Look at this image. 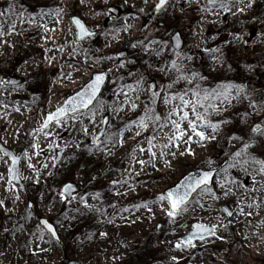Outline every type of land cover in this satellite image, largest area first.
I'll return each instance as SVG.
<instances>
[{
  "label": "rangeland",
  "instance_id": "1",
  "mask_svg": "<svg viewBox=\"0 0 264 264\" xmlns=\"http://www.w3.org/2000/svg\"><path fill=\"white\" fill-rule=\"evenodd\" d=\"M224 2L230 10L213 7L209 0H169L157 12L159 0H0V10L7 11L11 3L20 16L14 31L9 27L13 18L4 21L0 81L21 82L0 83V143L24 154L21 170L29 173H20L26 190L9 186L10 159L0 152V202H5L0 207V264H264V174L258 165L233 159L245 144H251L248 154L252 150L264 159V137L253 132L258 124L264 127V91L252 88L264 86V0ZM112 7L119 16L109 12ZM74 16L98 36L79 42ZM177 32L186 41L179 60L170 41ZM222 39L225 43L215 47ZM199 52L209 60L210 77L195 69ZM173 60L184 65L185 74L198 73L195 82L203 88L213 89L214 79L244 86L230 102H218L221 111L212 112L214 123L236 107L249 114L246 136L225 147L229 164L237 166H227L213 188L199 192L174 217L168 215L167 200L159 197L187 173L219 166L224 159L216 152L228 141L230 128L202 129L212 139L201 140L189 130L183 139L169 140L175 130L165 119L171 105L163 97L194 87L184 80L171 90L165 87L178 75L171 70ZM109 67L114 71L92 108L94 119L88 111L48 131L40 129L47 113ZM151 81L160 94L155 104ZM150 108L161 120L149 112L153 119L143 130L139 120ZM105 117L110 124L97 143ZM183 126L188 128L186 122ZM67 183L80 188L72 199L62 193ZM223 206L236 212L232 221ZM42 218L54 223L59 241L41 227ZM194 223L215 226V232L182 244Z\"/></svg>",
  "mask_w": 264,
  "mask_h": 264
},
{
  "label": "snow or ice",
  "instance_id": "2",
  "mask_svg": "<svg viewBox=\"0 0 264 264\" xmlns=\"http://www.w3.org/2000/svg\"><path fill=\"white\" fill-rule=\"evenodd\" d=\"M254 3V0H252ZM169 3V0H159L158 10L163 9L167 4ZM209 3L216 7L219 5L220 8H225L230 10L229 5L224 2V0H209ZM13 4H9L7 11L0 10V36L5 34V24L4 21L8 20L10 17L12 19V23L9 25V27L14 31L16 28V20L20 18L18 14H15L13 12L14 9ZM243 11V9H241ZM60 10H57V15H59ZM41 15H44V13H41ZM76 25L80 29V38L83 39L85 36H92L95 35V33L89 31L86 26L79 20H75ZM46 27V26H45ZM177 42V47H179V36L177 35L175 37ZM155 43V41L153 42ZM218 51V50H217ZM157 55H159V52H157ZM180 54L177 53V60H179ZM187 59H191V57H187ZM177 60H173L171 62V70L175 71L178 75L176 76V79L173 81V83H170L166 85L165 87L169 90L173 88V84L178 83L181 80L186 81L189 85H193L194 87H188L184 90H177L175 92L169 91L168 95L163 97V101L166 104L171 105V108L165 117V119L168 121L169 124L173 127L175 130L174 136H170L169 140L176 139L179 141L180 139H183L186 135H188L189 130L191 133L195 136H199L201 140L204 139H212L214 137H210L206 135V132L202 129L211 128L213 132H216L220 125L219 123H214L209 117L211 116L212 112H219L221 111L220 103L221 101H228L230 102L233 97V92L235 91L237 95L244 91V86L242 85H234L231 83H225L217 86L214 89H208L201 87L200 83L195 82L196 76H198V73H191V74H185V67L182 63H178ZM106 76L105 74H98L95 76V79L87 84V86L84 88L83 91L77 94V96L73 97L72 99L67 101V104L65 106H62L58 108V110L55 113L50 114L47 117V121L43 125V128H48L49 125L53 122L56 124L62 123V118L67 116L68 113L71 112H79L80 109H88L89 112H91L92 117L94 119L96 113L92 111L91 105L98 97L100 90L105 82ZM201 80L206 79L205 77H200ZM0 83H15V81L6 82V81H0ZM138 83H142V81H138ZM130 89H132V86H128ZM153 89H155V86H152ZM161 92L164 91L162 88L160 90ZM153 100L152 103H157L158 99H160V94L153 90ZM255 103H253V107H255ZM133 108H136L137 105L133 104ZM149 112L154 114V119L158 122L161 120V117L158 114H155V109L150 108L147 112H145V115L141 117L139 120V126L143 130H147L149 127L148 121L150 119H153V116L149 115ZM173 117H177L178 119H173ZM188 124V128H184V123ZM103 123L107 124L108 121L104 120ZM168 125H162V127H167ZM85 132L88 131V129L85 127L83 129ZM253 132L260 135L261 137H264V127L261 125H256L253 129ZM139 134V133H138ZM98 137L96 140L98 141ZM155 139V137H153ZM239 139V138H237ZM150 148L152 147V142L149 141ZM179 146L178 144L176 145ZM251 147V144H245L244 147L241 149V151H238L234 154L233 159L241 158L242 163L244 165H258V173L264 174V159H257L255 156H252L248 154V149ZM143 151V149H141ZM9 154V153H6ZM38 154V153H37ZM152 155L155 156L156 153L152 152ZM247 155V159H243V157ZM19 158L13 157V179H18V169L15 167L16 163H18ZM140 164H144L145 162L143 160L139 161ZM211 163V162H210ZM236 163L229 164L228 167H236ZM225 172H227V167L224 169ZM214 172L213 171H204L201 175L196 176H190L188 177L184 183H182L178 188H176L174 191H168L166 194H162L159 197L160 201L167 200L171 204V210L168 212L169 216H175L179 211L183 210L190 199V193L196 191L197 189H200L202 192L209 190L208 185L212 182ZM223 187V185H222ZM72 190V185H67L64 188L65 193H69ZM100 194L96 193V196L98 197ZM227 195V192L225 193ZM67 198V197H66ZM83 203L86 207H89L87 203V197L81 198ZM146 207V205H145ZM251 207V205H249ZM225 212L229 216L232 215L231 212H229L227 209H224ZM241 212H243V209H241ZM251 215V213H248ZM44 224L47 226V228L52 232L53 235H55V228L52 224H50L48 221H44ZM196 233H193V236L200 232H206L208 234H214L215 232V226L208 227L204 224H197L196 226ZM187 243L192 242V236H189Z\"/></svg>",
  "mask_w": 264,
  "mask_h": 264
},
{
  "label": "water",
  "instance_id": "3",
  "mask_svg": "<svg viewBox=\"0 0 264 264\" xmlns=\"http://www.w3.org/2000/svg\"><path fill=\"white\" fill-rule=\"evenodd\" d=\"M156 10L159 11V10H161V9L158 10V6H157ZM111 11H113L116 15L118 14V11L115 10V9H113V10H111ZM76 19H79V20H80V21L86 26V28H87L89 31H91V30L87 27L86 23H85L82 19H80V18H78V17H74V18L72 19V23H73L74 27H75L76 30H77L78 41H84V40H86V39H88V38H93L94 36H96V32H93V33H95V35H92V36H85L83 39H81V38H80V29H79V27H78V26L76 25V23H75V20H76ZM91 32H92V31H91ZM177 35L179 36V47H177V42H176V39H175V37H176ZM172 41H173L174 48H175L176 51H181V50H183V48H184V42H183V40L181 39L179 33H177L176 35H174V37L172 38ZM111 72H112V68H109V69H107L106 71H104V72H102V73H96V74L93 75L92 79L87 83V84L91 83V82L95 79V76L98 75V74H105V76H106L105 82H104V84H103V86H102V88H101V90H100V93H99L98 97L96 98V100L93 102V104L90 106L91 108L95 105V103L97 102V100L100 98V96H101V94H102V92H103L105 86L107 85V82H108V79H109V75L111 74ZM87 84H85V85L83 86V88H82L79 92H77V93L73 94L72 96L68 97V98L66 99V101H65L60 107L65 106V105L67 104V101H68V100L72 99L73 97L77 96L78 93H80L81 91H83L84 88L87 86ZM152 86H155V89H153ZM153 90H156V85H155V83H152V84H151V91L153 92ZM60 107H58V108H60ZM58 108L55 109L53 112H51V113H47V114H46V116H45V120L43 121V124H42V126L40 127L43 131L48 130L49 128H51L52 126H54V125L56 124L55 122H53V123H51V124L49 125L48 128H43V125H44L45 122L47 121V117H48L50 114L55 113V112L58 110ZM86 111H88V109H80L79 112H71V111H70V112L68 113L67 116H65V117L62 118V121L65 120V119H67V118H70V117L76 116V115H78V114H80V113L86 112ZM105 120H107V119H105ZM106 128H107V124L104 123V126H103L101 132H100L99 135L97 136V137L99 138L98 141L96 140L97 142L101 141V139L104 137V134H105ZM0 150L2 151V153H3L4 155H6L7 157H9V158H10V161H11V166H10V169H9V185H10V186H11L12 184H14V185H22L19 174H20V167H21V162H22V159H23V155H21V156L18 157V156L15 155V153H13L11 150H9V149L3 147L1 144H0ZM6 153H9V154H6ZM62 154H63L62 152L59 153V157H58V159H57L58 162H60V160L62 159ZM14 156L19 158L18 163H16V165H15V167L18 169V176H19L18 179H13V157H14ZM226 165H227V161L224 162L220 167H218V168H216V169H210V170H201V169H198V170L192 171V172H190L189 174L185 175V176H184V177H183V178H182L177 184H175L174 186H172L171 188H169L168 190H166V191L164 192V194H166L168 191H174V190H175L176 188H178L182 183H184V181H185L188 177L193 176V175L199 176V175H201L204 171H213V172H214V175H213V178H212V182L208 185V188H211V187L213 186V182H214V180H215L217 174H218V173H219V172H220V171H221ZM69 184L72 185V190H71V192H69V193H65V192H64V188H65L67 185H69ZM69 184H66V185L63 187V194L66 195V196H68V197H71L74 193L78 192V187H77V185H75V184H71V183H69ZM199 191H200V189H197L196 191L190 193V199H189V202L187 203V205L193 200V198L195 197V195H196ZM168 205H169V209L171 210V204H170L169 202H168ZM187 205H186V206H187ZM186 206H185V207H186ZM224 209H227L229 212L232 213V215L229 216V215L227 214V212L224 211ZM222 211L225 212V213L227 214L229 221H232V220H233V218H234V216H235V212H234L229 206H223V207H222ZM179 212H180V211H179ZM179 212H178V213H179ZM44 221H48V220L43 219V220L41 221V224H42V225H43V226L49 231V233H50V234H51L56 240H58L59 238H58V234H57V232H56V229H55V235H53L52 232H51V231L47 228V226L44 224ZM48 222H49L50 224H52L50 221H48ZM197 224H200V223H195V224L193 225V230L181 240V242H182L183 244H189V243L186 242L189 236H192V242L197 241V240L202 241V240L207 239V238L210 236V234H208V233H206V232H200V233H197L196 235L193 236V233H196V232H197L196 227H195ZM52 225H53V224H52ZM53 227H54V226H53ZM54 228H55V227H54ZM192 242H191V243H192ZM69 264H81V263L78 262V261H72V262H70Z\"/></svg>",
  "mask_w": 264,
  "mask_h": 264
},
{
  "label": "trees",
  "instance_id": "4",
  "mask_svg": "<svg viewBox=\"0 0 264 264\" xmlns=\"http://www.w3.org/2000/svg\"><path fill=\"white\" fill-rule=\"evenodd\" d=\"M200 56H201V53L199 52V56H197V58L195 60V69L202 76L210 77V76H208V75L211 74V72H209L210 71L209 70V60L205 56H203L204 57L203 59ZM198 58H201V59H198ZM211 77H212V75H211ZM214 85H215L214 88H216L217 86H219L221 84L217 83L215 81V79H214ZM252 88L255 91V93L264 91V86L263 87L262 86L258 87V85L254 84L252 86ZM248 116H249V114H248V111H246V109L237 108L236 107V108L232 109V111L230 113H225L223 115V117H222V121L218 122L220 127H221V129L225 128V127L230 128V131H229L230 132V136L227 137L228 141H226V143L224 144V146L221 147V149H217V152H216L218 158H220L221 160L224 159L227 156L226 155L227 154L226 153V149H225L226 145L231 144V141L232 142L233 141H237L238 140L237 138H240L241 136L242 137L246 136L245 122H247V117ZM209 119H211V116L209 117ZM211 120L213 121V119H211ZM208 129H211V128H208ZM216 138H215V140H216ZM217 141L218 142H213V141H212L213 143L211 142L212 143V147L214 149L217 148L216 146L219 144L220 139L217 140ZM248 141H249V139L246 140V142H248ZM237 142H240V141H237ZM249 153L252 156H255V157L257 156V154L253 153L252 150L249 151ZM220 159H217V160H220ZM243 159H244V157H243ZM252 166L254 167V165H252Z\"/></svg>",
  "mask_w": 264,
  "mask_h": 264
},
{
  "label": "bare ground",
  "instance_id": "5",
  "mask_svg": "<svg viewBox=\"0 0 264 264\" xmlns=\"http://www.w3.org/2000/svg\"><path fill=\"white\" fill-rule=\"evenodd\" d=\"M135 4L140 5L141 2H137V1H136ZM141 5H142V6H146V3H142ZM24 169H25V168H23V166H22V170H21V172H22L23 174L29 175L28 172L24 171ZM24 178H26V177H24ZM2 194H3V191L0 190V195H2ZM4 204H5V202L2 200V202H0V207H3Z\"/></svg>",
  "mask_w": 264,
  "mask_h": 264
},
{
  "label": "flooded vegetation",
  "instance_id": "6",
  "mask_svg": "<svg viewBox=\"0 0 264 264\" xmlns=\"http://www.w3.org/2000/svg\"><path fill=\"white\" fill-rule=\"evenodd\" d=\"M97 35H98V33H97ZM113 70H114V69H113ZM108 123L110 124V120H108ZM21 189H22V190H26V187L24 186V188H21ZM30 207H31V209H32V208H33V205L31 204ZM47 219L49 220V218H47ZM40 220H41V219H40ZM44 230H45V229H44ZM45 231H46V230H45ZM46 233L49 234L48 231H46Z\"/></svg>",
  "mask_w": 264,
  "mask_h": 264
}]
</instances>
